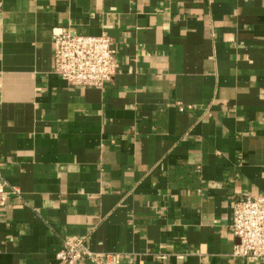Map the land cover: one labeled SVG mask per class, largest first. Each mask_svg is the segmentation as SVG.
Instances as JSON below:
<instances>
[{"label": "crops", "instance_id": "obj_1", "mask_svg": "<svg viewBox=\"0 0 264 264\" xmlns=\"http://www.w3.org/2000/svg\"><path fill=\"white\" fill-rule=\"evenodd\" d=\"M0 264L86 238L120 264L234 257L264 195V0H0ZM112 39L103 88L54 72L53 32ZM83 264H91L84 261Z\"/></svg>", "mask_w": 264, "mask_h": 264}, {"label": "built area", "instance_id": "obj_2", "mask_svg": "<svg viewBox=\"0 0 264 264\" xmlns=\"http://www.w3.org/2000/svg\"><path fill=\"white\" fill-rule=\"evenodd\" d=\"M2 2H0V12ZM54 72L73 87L103 88L118 73L112 39L103 33L82 36L69 28L53 32ZM19 192L0 181V205L5 206ZM231 233L238 243L234 257L264 263V195H245L233 206ZM120 264L118 254H94L86 246V238H69L57 254V264Z\"/></svg>", "mask_w": 264, "mask_h": 264}]
</instances>
